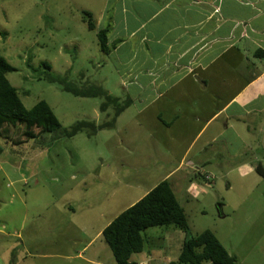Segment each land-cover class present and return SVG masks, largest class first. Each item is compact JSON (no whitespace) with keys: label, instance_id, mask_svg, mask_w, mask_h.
<instances>
[{"label":"rangeland","instance_id":"374dc122","mask_svg":"<svg viewBox=\"0 0 264 264\" xmlns=\"http://www.w3.org/2000/svg\"><path fill=\"white\" fill-rule=\"evenodd\" d=\"M106 2L0 0V54L16 69L7 79L26 108L44 100L62 125L20 145L0 137V264H90L83 254H94L98 264H116L102 237L92 241L96 232L91 225L106 224L142 194L125 187L136 177L127 174L145 162L146 155L165 147L149 138L147 114L137 116L136 109L113 129L91 137L85 132L64 137L79 121L105 123L114 110L102 113L101 98L76 97L40 80L33 70L43 63L55 74L71 70V82L87 79L127 100L97 36L106 26L101 22L98 29ZM84 12L98 20V30L88 29ZM200 186L205 192L192 196L189 206L182 205L191 235L210 230L238 264H264V178L256 173L248 178L232 175ZM80 202L91 203L90 208ZM145 236L143 252L132 256L136 264L177 261L187 237L173 226L151 228Z\"/></svg>","mask_w":264,"mask_h":264},{"label":"crops","instance_id":"0c3cea01","mask_svg":"<svg viewBox=\"0 0 264 264\" xmlns=\"http://www.w3.org/2000/svg\"><path fill=\"white\" fill-rule=\"evenodd\" d=\"M107 27L109 56L132 101L117 122L132 109L145 113L149 138L165 145L127 174L136 177L125 187L142 194L124 211L163 181L189 206L205 192L201 182L257 174L264 165V58L257 56L264 0H107L98 29ZM123 212L91 225L92 241ZM93 255L80 254L98 264Z\"/></svg>","mask_w":264,"mask_h":264},{"label":"trees","instance_id":"16d2710c","mask_svg":"<svg viewBox=\"0 0 264 264\" xmlns=\"http://www.w3.org/2000/svg\"><path fill=\"white\" fill-rule=\"evenodd\" d=\"M83 21L89 30H96L90 13H83ZM109 31L110 27H107L97 33L100 48L106 54L114 48V45L110 46L108 43ZM257 56L264 58V51L259 50ZM33 70L39 74L40 80L58 84L63 91L76 97L101 98L102 113L111 108L114 110L111 119L105 123L79 121L64 131V137L72 138L83 132L91 137L102 130L113 129L119 116L132 104L129 98L122 101L111 95L101 84L87 79H84L82 84L71 82V70L64 75L55 74L48 63H43L41 67ZM15 71L16 69L0 54V137L20 145L40 138L45 133L55 132L62 125L54 117L51 106L44 100L31 109L25 107L18 90L7 79V75ZM81 75L84 78V73ZM256 172L264 178V165L259 164ZM171 226L186 233L187 237L178 260L170 264H238L237 258L228 253L212 231L206 230L197 236L191 235L185 209L168 181L159 183L143 199L119 215L105 228L103 239L116 264H136L132 261V256L143 252L148 241L145 232L151 228Z\"/></svg>","mask_w":264,"mask_h":264}]
</instances>
